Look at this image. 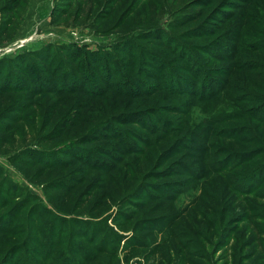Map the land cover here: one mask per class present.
I'll return each instance as SVG.
<instances>
[{
	"label": "rangeland",
	"instance_id": "374dc122",
	"mask_svg": "<svg viewBox=\"0 0 264 264\" xmlns=\"http://www.w3.org/2000/svg\"><path fill=\"white\" fill-rule=\"evenodd\" d=\"M15 1L0 0V10ZM18 1L12 19L0 12V28L6 22L10 25L8 40H0V59L27 53L42 57L49 47L50 66L60 73L55 72L53 80L62 92L36 96L32 106L20 91L0 97V264H264V180L255 191L247 189L249 181H242L234 192L223 176L202 180L165 176L173 162L163 165L160 159L183 137L185 128L221 112L241 110L246 114L242 119L252 117L249 110L259 104L244 98L264 94V0H71L68 6H59L66 19L56 26L49 19L54 0ZM26 3L39 18L21 40L11 32ZM172 47L181 48L186 60L198 59L202 71L198 68L193 77L187 64L176 62ZM61 48L85 49L100 64L95 68L82 62L77 74L60 62ZM103 53L111 54V59L103 61ZM91 57L87 59L93 61ZM26 61L29 76H20V81H28L31 88L48 79L50 74L41 73L39 64L36 68ZM241 63L252 66L245 72L233 71L243 69ZM200 74V82L216 81L228 91L208 101L176 92V77L193 85ZM72 87L81 91L96 87L99 92L107 90V96L103 101L85 98L69 93ZM119 87L131 96L122 98L120 106L113 97ZM21 101L29 106L20 108ZM180 106L184 111L170 114ZM67 113L69 124L61 122ZM140 113L150 125L118 124L122 121L118 117ZM109 120L129 133L125 135L130 142L124 138L139 154L122 157L114 169L104 172L88 171L77 160L45 167L60 160L66 145L76 146ZM160 121L183 129L160 132ZM249 122L248 137L256 131L260 140L234 150L251 151L261 145L262 154L241 166L237 173L241 176L264 164V122ZM66 124L77 128L69 135ZM53 132L62 133L60 139L44 145L41 141ZM221 145L234 148L227 141ZM103 147L107 148L103 142L90 145ZM66 153L76 158L84 154L76 147ZM33 161L35 167L30 165ZM94 162L90 159L91 165ZM147 183L174 185L178 195L166 204L156 201L137 207L135 203L146 199ZM63 187L69 190L63 192ZM149 219L157 221L156 230L133 232L136 224Z\"/></svg>",
	"mask_w": 264,
	"mask_h": 264
},
{
	"label": "trees",
	"instance_id": "16d2710c",
	"mask_svg": "<svg viewBox=\"0 0 264 264\" xmlns=\"http://www.w3.org/2000/svg\"><path fill=\"white\" fill-rule=\"evenodd\" d=\"M18 0H16L13 3L12 7H3L0 12L4 16H9L11 19L15 16V12L18 10ZM71 0H54L55 6L50 11L49 19H50V25L56 26L60 24L63 20L66 19L65 17V11L63 12V9H60L59 6L61 4H67V6L70 4ZM30 3V2H29ZM29 3H26L25 10L23 12V15H19V18L17 22L19 23L16 25L12 30V34L15 36L17 31L19 30V27L21 25V22L23 21V18L27 12ZM188 19V16L186 17ZM9 23L6 22L4 24L3 28H0V40L1 41H7L8 40V26ZM10 26V25H9ZM14 32V33H13ZM11 34V35H12ZM12 35V36H13ZM149 36V35H146ZM142 37L141 39H143ZM160 42V41H159ZM158 42V43H159ZM157 43V44H158ZM155 46L157 45L154 43ZM160 46V44H158ZM157 45V47H158ZM70 48H67L65 51V48H61L58 50L59 56L63 57L61 58L60 62L63 64H68L70 68L73 67V70L77 71L78 74V64L84 63H90L91 65H94L96 68L100 62L99 58L97 56L89 55L85 49H77V51L69 52ZM181 49V48H180ZM180 49L177 50L175 47H172L171 50H169L172 53H175L174 58L178 64H187L189 66L187 69V72L191 73L193 77L195 76V70L198 68L201 69V63L198 62V59L193 57L191 60H186L182 57ZM50 48L45 49L44 55L40 57L36 54H30L27 53L23 56L18 57L17 59H10V60H1L0 59V75L4 74L3 76H6L4 78L3 83L0 84V97L1 95L5 94H11L16 92H23L26 97L29 100L30 106L33 104V100L36 96H41L42 94H51V95H59V85H56V82L53 80L55 79V72H57V68H53L50 66L51 62V55H50ZM75 54V56H73ZM82 57L80 60L79 58ZM92 56V57H91ZM101 58H103V61H108L111 59L112 55L103 53L100 55ZM91 57L93 61L88 60L87 58ZM31 60V63L33 66L37 68V64H39V67L42 69L41 73L43 74H50L48 79H43L44 81H41L37 86H31L29 88L28 81L23 82L20 81V76L26 78L28 77V73L25 70V65H27L26 60ZM35 60V61H34ZM79 60V61H78ZM77 63V64H76ZM83 63V64H84ZM245 63V62H244ZM239 64L242 68H237L240 70L233 71H243L245 72V69L250 68L252 65L250 64ZM236 68V66L234 65ZM52 68V70H51ZM38 73V72H37ZM58 73V72H57ZM60 75V73H58ZM64 75L61 77V79H64ZM201 78V74L197 76V78L193 81V85L185 82V79H179L175 78L176 84H177V91L178 93H185L190 95L193 99L196 101H208L212 100L216 97H218L220 94L227 92V87L222 86H216L218 83L216 81L210 82L206 84L203 81H199ZM20 79V80H19ZM204 80V79H203ZM219 80V79H218ZM49 82V83H46ZM13 83V85H12ZM104 84V83H103ZM26 87V88H25ZM120 89H114L113 97L116 99L118 106L124 105L122 103V98L131 97L127 95V93L124 91V87H119ZM199 88V89H198ZM88 88L87 90L81 91L76 90L75 87H72L71 90H69V93L75 94V95H81L85 98H96L101 99V101L105 100V96H107V90L99 92V90L96 87H92L90 90ZM198 89V90H197ZM169 92H172V89L167 88ZM200 91L201 93H198ZM19 92V93H20ZM258 94H253L252 97L249 96V98H244L245 102H251L255 103L256 101L259 104L257 107L249 110L250 115L252 116L249 119H242V116H246L244 112H241V110L237 112H221L220 116H217L214 119H211L209 121H205L201 123L199 126H191L189 128H185V134H183V137L178 139L165 153H163L160 157L162 164H166L169 161L173 162L172 168L169 170L168 173L165 174V176H174L181 179H197L202 180L209 176H223L225 178V181L227 184H229L232 191L237 192L236 186L241 184L242 181H249V187H247L248 190L255 191L258 188H260V185L262 181L264 180V164L259 165L255 169L251 171V173L247 176H241L237 174L241 170V166H243L245 163H249V161H256L257 155H261V145L260 147H257V149H253L251 151H239L234 150L236 147H246L248 145H252L260 140L259 136L256 134L255 131L254 137H248L250 126L246 125V122H256V123H263L264 122V94L257 92ZM96 95V96H95ZM142 94L141 96L143 97ZM140 96V97H141ZM239 99V97L237 98ZM236 99V100H237ZM238 101V100H237ZM57 102H60L59 100ZM27 103H23L21 101L19 103V107L23 108L26 106ZM29 104L27 106H29ZM130 107L132 106L129 103ZM26 106V107H27ZM78 106V105H77ZM81 107V105H79ZM127 106V104H126ZM129 107V108H130ZM181 109L184 111L183 108L178 107L174 108L173 112L170 114H177L179 111L178 109ZM24 110V109H23ZM236 110V109H235ZM177 111V112H176ZM181 111V112H182ZM226 111V110H225ZM22 112V111H21ZM70 113V112H69ZM69 113L66 114V118L64 117L61 122H68L70 121ZM183 113V112H182ZM52 117H49L50 120L54 118V110L51 112ZM61 114V113H60ZM143 113L140 114H128L123 115L121 117H118V120L122 119L121 122H118V124H132L135 123L139 127H146L147 125H150V121H145L144 118H142ZM49 120V121H50ZM9 122V121H6ZM112 122V124H111ZM115 120H109L105 122H101L99 127H96L94 130H90L89 135L86 136L82 142H79L76 146L72 144L66 145V148L62 150V155L60 157V160L56 162H48L49 164H46L45 167L49 166H55V165H62L67 166L69 165L72 160H77L82 166H84V169L91 171V170H97L100 172H104L106 170H111L116 167L117 164L120 163L122 157H125L129 154H139L140 150L133 147L132 144H130L129 139L126 134H129L127 131L123 132L120 129L116 127ZM149 123V124H148ZM64 126V129L68 127L67 132L70 133L74 128L73 125ZM122 124V125H123ZM160 132H178L182 128V126L179 127L175 126L172 128H169L171 124L169 122H159ZM240 124V125H239ZM251 124V123H250ZM59 128L61 127V124H59ZM233 125V126H232ZM114 126V128L112 127ZM73 127V128H71ZM62 130V128H60ZM71 130V131H70ZM60 134V135H59ZM62 133H58L55 135V132L47 135L44 137V139L41 142H44V145L50 146L51 144H55L58 139H60ZM181 134V135H182ZM126 136V138H124ZM227 141L228 143H231L234 145V148L224 147L221 145V142ZM97 142H103L106 145L102 149H90V145L92 143ZM144 142V141H143ZM104 146V145H103ZM76 147L81 153V156H78L76 158L75 154L68 155L66 152L68 149ZM241 147V148H242ZM60 156V155H59ZM98 157L99 159H96L95 157ZM105 158V159H104ZM90 159L94 160V164L91 165ZM35 160V159H34ZM28 164V163H27ZM30 165L32 167L36 166V163L30 162ZM44 166V165H43ZM83 169V170H84ZM42 170V168L40 169ZM82 172V171H81ZM84 175H87L88 173L86 171H83ZM263 175V176H262ZM260 176V178L258 177ZM231 178L235 179V181H232ZM248 178V179H247ZM247 179V180H246ZM185 182V181H183ZM244 182V183H245ZM149 183L145 184L144 193H145V201L142 203H135L137 207H143L147 204H150L152 202L156 201H164V203H168L173 201L175 197L178 195V188L174 185H156L151 187V185L148 186ZM143 185V184H142ZM147 188V189H145ZM69 190V187H63V192H67ZM147 192H146V191ZM163 219H165L163 217ZM157 221L153 220H147V221H141L136 224V228L133 229V232L135 233H144L147 231H154L157 228L156 225ZM161 225H164L161 223ZM11 229H9L6 232H10ZM136 235V234H135ZM17 247V246H16Z\"/></svg>",
	"mask_w": 264,
	"mask_h": 264
},
{
	"label": "crops",
	"instance_id": "0c3cea01",
	"mask_svg": "<svg viewBox=\"0 0 264 264\" xmlns=\"http://www.w3.org/2000/svg\"><path fill=\"white\" fill-rule=\"evenodd\" d=\"M38 1V0H37ZM34 3V2H33ZM32 4V3H31ZM30 4V5H31ZM27 15V16H26ZM39 18V14L36 12V11H33L32 9V5L31 7L29 6L28 9H27V12L23 18V21L21 22V25L19 27V30H18V34H17V37L21 38V40H23L24 38V35L30 31V28L33 26L34 24V20L38 19ZM47 19V18H46ZM45 19V20H46ZM41 22V21H40ZM20 41V40H19Z\"/></svg>",
	"mask_w": 264,
	"mask_h": 264
}]
</instances>
